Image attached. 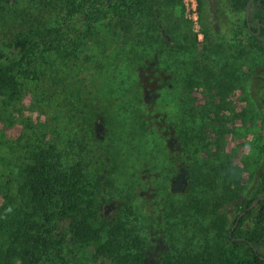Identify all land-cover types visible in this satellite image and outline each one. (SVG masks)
I'll use <instances>...</instances> for the list:
<instances>
[{"label":"trees","instance_id":"1","mask_svg":"<svg viewBox=\"0 0 264 264\" xmlns=\"http://www.w3.org/2000/svg\"><path fill=\"white\" fill-rule=\"evenodd\" d=\"M247 1L216 0V9L227 3L242 18L215 36L240 45L250 97L264 113V0H251L248 22ZM163 5L188 22L182 0H0V108L23 94L41 96L56 139L24 133L14 190L0 184V264H145L151 250L143 233L145 207L131 186L134 163L143 159L131 141L163 138L164 124L154 119L155 127L146 128L151 99L143 97L133 72L141 68L145 50L137 44L146 49L148 18ZM196 5L211 6L210 0ZM136 28L142 33L137 44ZM226 129L215 124L210 136L216 140ZM186 167L183 203L166 196L160 206L170 238L160 261L264 264V169L255 195L247 197L228 179L239 169L224 175L210 169L208 189L198 190L197 176Z\"/></svg>","mask_w":264,"mask_h":264},{"label":"rangeland","instance_id":"2","mask_svg":"<svg viewBox=\"0 0 264 264\" xmlns=\"http://www.w3.org/2000/svg\"><path fill=\"white\" fill-rule=\"evenodd\" d=\"M182 3L187 23L180 20L175 7L153 9L144 32L146 49L137 44L142 33L136 28L137 48L145 51L141 68L137 66L139 70L133 73L143 97L151 99L143 119L146 128L154 126V119H162L164 124L163 138L150 134L131 141L132 152L141 151L136 155L143 159L134 163L138 167L133 166L135 175L131 178L137 180L131 186L145 207L143 233L151 249L145 264H163L159 257L170 238L163 228L160 206L166 196L179 205L183 203L180 191L190 179L186 166L197 176L198 190L208 189V172L224 175L239 169L228 179L247 197L255 195L258 172L264 169V113L250 97V79L242 67L247 57L241 58L238 43L215 36L218 29L229 33L233 24H240L242 12L234 13L227 3L226 9H216V0H210V9L203 6L198 10L196 5L192 16L190 4ZM52 124V111L41 96L23 94L0 108V184L14 190L24 133L33 131L38 139L45 132V140L55 142ZM215 124L227 126L216 140L213 134L210 136ZM98 131L102 134L103 128L99 126ZM126 146L122 145V150ZM137 221L142 222L140 217Z\"/></svg>","mask_w":264,"mask_h":264},{"label":"built area","instance_id":"3","mask_svg":"<svg viewBox=\"0 0 264 264\" xmlns=\"http://www.w3.org/2000/svg\"><path fill=\"white\" fill-rule=\"evenodd\" d=\"M186 6H189L190 4V11L192 16H194L195 13V7H196V0H182ZM194 18V17H193Z\"/></svg>","mask_w":264,"mask_h":264},{"label":"water","instance_id":"4","mask_svg":"<svg viewBox=\"0 0 264 264\" xmlns=\"http://www.w3.org/2000/svg\"><path fill=\"white\" fill-rule=\"evenodd\" d=\"M250 3H251V0H248L245 4V7H244V14H245V17H246V20L248 22V12H249V6H250ZM256 202V199L252 202V204L250 206H252L253 204H255Z\"/></svg>","mask_w":264,"mask_h":264},{"label":"clouds","instance_id":"5","mask_svg":"<svg viewBox=\"0 0 264 264\" xmlns=\"http://www.w3.org/2000/svg\"><path fill=\"white\" fill-rule=\"evenodd\" d=\"M9 211H11V209H9Z\"/></svg>","mask_w":264,"mask_h":264},{"label":"flooded vegetation","instance_id":"6","mask_svg":"<svg viewBox=\"0 0 264 264\" xmlns=\"http://www.w3.org/2000/svg\"><path fill=\"white\" fill-rule=\"evenodd\" d=\"M258 32V31H257Z\"/></svg>","mask_w":264,"mask_h":264}]
</instances>
